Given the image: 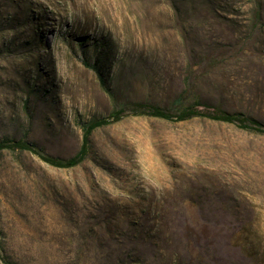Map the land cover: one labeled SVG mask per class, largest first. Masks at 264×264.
<instances>
[{"label":"rangeland","instance_id":"rangeland-1","mask_svg":"<svg viewBox=\"0 0 264 264\" xmlns=\"http://www.w3.org/2000/svg\"><path fill=\"white\" fill-rule=\"evenodd\" d=\"M85 62L97 66L99 75ZM264 0H0V264H264Z\"/></svg>","mask_w":264,"mask_h":264},{"label":"trees","instance_id":"trees-1","mask_svg":"<svg viewBox=\"0 0 264 264\" xmlns=\"http://www.w3.org/2000/svg\"><path fill=\"white\" fill-rule=\"evenodd\" d=\"M88 67H92L99 75L101 70L97 66H92L90 63L85 62ZM133 116H146L151 118L162 119L170 122H186L195 118L210 120L213 122H220L235 125L239 129L257 132L264 134V124L260 121L243 113H230L224 111L215 105L198 103L189 106L178 113H173L166 109L154 106L149 103H136L130 107ZM126 110L117 111L106 118H102L91 122L85 129L83 144L80 151L72 158L61 159L37 151L32 145L23 141H11L0 143V151H28L37 155L46 164L59 168L70 169L79 166L84 162L89 149L90 138L93 132L101 127L109 126L120 122L125 117ZM1 249V247H0ZM4 264H13L6 258H2Z\"/></svg>","mask_w":264,"mask_h":264}]
</instances>
